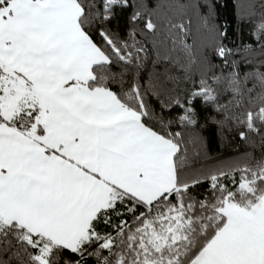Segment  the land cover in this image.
I'll use <instances>...</instances> for the list:
<instances>
[{
  "label": "snow or ice",
  "instance_id": "6c2138e0",
  "mask_svg": "<svg viewBox=\"0 0 264 264\" xmlns=\"http://www.w3.org/2000/svg\"><path fill=\"white\" fill-rule=\"evenodd\" d=\"M256 2L240 20L264 54ZM151 4L0 0V264H264V159L192 168L173 129L198 125L197 101L227 112L213 87L222 82L227 122L241 140H264V64L241 73L235 57L255 49L224 43L214 19L227 0ZM128 10L120 38L106 26ZM190 13L226 74L209 44L197 56L188 43ZM197 63L198 84L182 96L169 88Z\"/></svg>",
  "mask_w": 264,
  "mask_h": 264
},
{
  "label": "trees",
  "instance_id": "16d2710c",
  "mask_svg": "<svg viewBox=\"0 0 264 264\" xmlns=\"http://www.w3.org/2000/svg\"><path fill=\"white\" fill-rule=\"evenodd\" d=\"M159 2L165 5L161 11L175 12V5L179 3H186L187 0H152V7H155ZM225 0H220V5H223ZM256 2V0H227V6H218L217 13L215 15L214 23L221 27L227 28L228 36L224 41L230 47H235L241 43L250 44L255 51L251 53L246 62H242V56L235 57L236 62L240 65L241 73H249L259 68L261 64H264V54L260 51V45L255 43V37L252 33V26L247 22L241 23L240 17L247 10L250 3ZM257 10H259V3L256 2ZM206 12V10H204ZM131 14V10H128L121 14L118 21H113L112 24L107 25L111 31L116 33L120 38H125L130 30L127 25V17ZM192 18L191 36L188 43H195L196 55L199 56L203 51V44H209L206 49L207 57L214 65V71L217 76L222 73L226 74L228 69L222 64V61L213 55L211 48V40L205 35V30L202 26V22L198 16L194 13H190ZM99 26L96 25L93 28V36L100 41ZM151 65H149L148 71H151ZM264 71V68H261ZM159 71L164 72L163 66ZM173 77L180 75V70L177 69L172 72ZM201 75V64L192 69V79L187 78L181 80H173L171 82L166 81L170 89L175 92H179L181 96L192 88L193 84L199 83V77ZM147 73L145 74V80H147ZM178 85V86H177ZM213 87L219 93V104L227 105V112H219L215 105L205 104L202 101L196 102V111L198 125L189 126L187 128H179L173 125L174 130L183 131L184 143L182 148L186 149V156L189 164L192 168L210 170L217 167L234 164V163H249L253 160L259 161L264 159V140L260 136H249L247 141L241 140L239 137V127L234 124H229L226 117L229 112L235 111L229 101L232 100V96L227 90V85L224 83L213 84ZM248 87H252V84H248ZM157 111L159 109L157 108ZM180 109L176 108L171 112H165V118L175 120L180 114ZM223 122V123H221ZM208 191V185L203 184L198 187L197 192L205 194Z\"/></svg>",
  "mask_w": 264,
  "mask_h": 264
}]
</instances>
